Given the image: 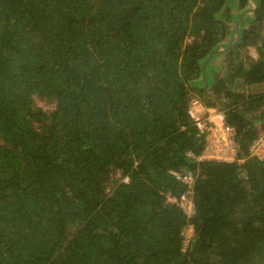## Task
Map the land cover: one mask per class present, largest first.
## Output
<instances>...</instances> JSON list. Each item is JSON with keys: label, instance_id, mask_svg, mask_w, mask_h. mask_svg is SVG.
I'll return each mask as SVG.
<instances>
[{"label": "trees", "instance_id": "obj_1", "mask_svg": "<svg viewBox=\"0 0 264 264\" xmlns=\"http://www.w3.org/2000/svg\"><path fill=\"white\" fill-rule=\"evenodd\" d=\"M193 102L245 157L264 0H0V264H264V162L200 161Z\"/></svg>", "mask_w": 264, "mask_h": 264}, {"label": "built area", "instance_id": "obj_2", "mask_svg": "<svg viewBox=\"0 0 264 264\" xmlns=\"http://www.w3.org/2000/svg\"><path fill=\"white\" fill-rule=\"evenodd\" d=\"M197 105L201 106L198 102L192 103L190 116L194 121L195 127L206 140L204 152L199 158L200 161L237 164L238 166H242L250 159L264 162V131L251 144L247 155L241 157L240 154L242 153L236 139V132L227 125L224 114L217 110L209 109L210 111H207L206 115L198 116L194 114V108ZM175 177L187 187L188 191L180 198L169 196L168 202L179 206L185 214L191 217L195 211L192 194L197 174L181 173L175 174ZM124 182L128 183L129 179L125 178Z\"/></svg>", "mask_w": 264, "mask_h": 264}, {"label": "rangeland", "instance_id": "obj_3", "mask_svg": "<svg viewBox=\"0 0 264 264\" xmlns=\"http://www.w3.org/2000/svg\"><path fill=\"white\" fill-rule=\"evenodd\" d=\"M233 26V25H232ZM252 55L255 56V53L254 51L252 50ZM194 103V102H193ZM199 103V102H198ZM36 107L38 108H41L43 110H48L49 107L44 103V102H41L39 100L36 101ZM200 104V103H199ZM199 105H197L196 107H198ZM202 106V105H201ZM202 110L203 111H207V108L204 107V105L202 106ZM197 110L194 109V114H197L198 116H203V114H198V113H195ZM193 236V229L191 228H188L186 231H185V247L188 246L189 242H190V239L192 238Z\"/></svg>", "mask_w": 264, "mask_h": 264}, {"label": "crops", "instance_id": "obj_4", "mask_svg": "<svg viewBox=\"0 0 264 264\" xmlns=\"http://www.w3.org/2000/svg\"><path fill=\"white\" fill-rule=\"evenodd\" d=\"M194 109L197 110L195 113L203 114V115H206L207 111H208V112L210 111L209 109H207V111H203V110H202V106H198V107H196V108H194Z\"/></svg>", "mask_w": 264, "mask_h": 264}, {"label": "clouds", "instance_id": "obj_5", "mask_svg": "<svg viewBox=\"0 0 264 264\" xmlns=\"http://www.w3.org/2000/svg\"><path fill=\"white\" fill-rule=\"evenodd\" d=\"M201 105V104H200Z\"/></svg>", "mask_w": 264, "mask_h": 264}]
</instances>
